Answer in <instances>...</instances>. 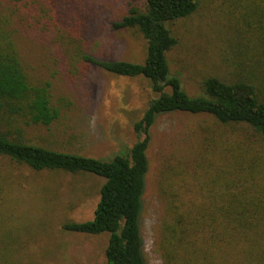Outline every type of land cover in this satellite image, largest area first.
Here are the masks:
<instances>
[{"label":"trees","instance_id":"1","mask_svg":"<svg viewBox=\"0 0 264 264\" xmlns=\"http://www.w3.org/2000/svg\"><path fill=\"white\" fill-rule=\"evenodd\" d=\"M133 1H143L142 7H131L112 28L137 30L146 42L145 60L82 56L112 75L146 79L157 95L135 123L138 140L129 152L106 160L32 145L9 129L18 119L25 126L50 127L60 111L52 104L51 83H32L18 49L21 31L32 23L28 17L34 0H0V159L36 173L104 179L93 219L66 222L63 230L109 234L104 264H147L141 214L151 131L166 114L208 116L211 125L229 127L233 133L206 136L204 154L191 168L165 165L155 249L163 264H264V0H227L221 15L226 38L220 64L203 77L201 95L184 89L168 59L178 45L169 25L197 13L201 0ZM3 180L0 172V209L8 212ZM2 216L0 225L6 221ZM8 233L0 228V264H11L1 246L10 239Z\"/></svg>","mask_w":264,"mask_h":264},{"label":"rangeland","instance_id":"2","mask_svg":"<svg viewBox=\"0 0 264 264\" xmlns=\"http://www.w3.org/2000/svg\"><path fill=\"white\" fill-rule=\"evenodd\" d=\"M227 4V0H201L197 13L169 25L178 40L168 54L171 72L191 95L203 93V77L220 64L218 54L226 38L221 15ZM142 5L143 1L133 0H34V12L28 17L32 23L21 31L18 49L32 83H51L52 104L60 117L50 127L25 126L18 119L9 129L22 133L29 144L55 151L106 160L127 154L138 140L135 123L157 95L146 79L112 75L84 62L82 56L142 63L146 57L142 35L112 28L131 7ZM216 124L211 125L208 116L172 113L160 116L151 131L141 214L147 264H163L155 249L163 213L160 174L165 165H195L204 154L206 136L216 137L222 130L233 133ZM202 127L219 133L212 135ZM0 172L10 206L8 212L0 209L6 218L0 228L10 236L1 246L11 264L105 263L109 234H74L62 228L66 222L93 219L104 179L36 173L3 159Z\"/></svg>","mask_w":264,"mask_h":264}]
</instances>
